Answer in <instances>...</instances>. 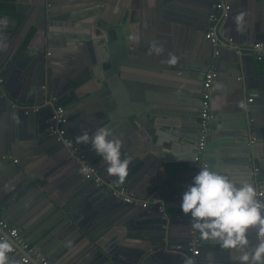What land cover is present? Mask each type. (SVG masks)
<instances>
[{
  "label": "water",
  "instance_id": "95a60500",
  "mask_svg": "<svg viewBox=\"0 0 264 264\" xmlns=\"http://www.w3.org/2000/svg\"><path fill=\"white\" fill-rule=\"evenodd\" d=\"M89 1L90 5L83 4ZM220 1L232 2L231 9L225 21L212 24L215 28L220 24L223 29L234 27L237 39L235 35L229 36L232 33L230 31L220 33L216 30L218 44L213 46L209 38L203 40L206 35L203 25H209L211 5ZM242 3L244 0H133V9L129 11L128 5L121 0H63L60 2L61 5L64 4L61 6L62 11L47 6L42 8V20L29 23L30 19L25 18L14 32V27H7L10 32L5 36L8 37V42L10 39L12 41L9 43L10 47L0 45V134L4 135L0 139L15 142L20 135L19 120L28 113H37L38 105L44 104L51 113L54 102L49 99V95L44 98V92L47 91L56 96L59 102L65 103L71 101L73 92L77 98L74 106L77 111H69L64 126H69L75 138L72 139L83 145L77 138L85 132L91 137L98 128L109 127L104 124L112 119L115 108L111 111V106L100 95L85 98L72 81L80 82L81 76L76 75L83 71L88 76L102 78L101 70L110 67L113 73L123 79L125 87V91L122 89L118 93L110 91V98L116 100L117 106L131 105L135 109L142 106L141 103L144 105L146 89L168 95L164 98L179 95L184 99L173 96L174 101L182 100V105L187 107L176 109L177 113H169L177 120L174 124L181 121V128H184L182 135L194 145L193 159L187 160L186 166L174 162L164 163L165 166L162 164L164 177L152 181L147 191L150 196L163 199L164 202L167 197L174 195L181 200L184 191L192 183V178L199 172L194 156L200 129V96L203 76L211 67L215 69L216 78L210 101L212 117L209 119V129L220 122L222 110H231L242 122L243 129L236 136L238 140L248 142L249 137L244 133L249 127V136L254 134L255 140L251 144L252 149H256L264 141V69L256 73L254 56L241 53L245 49L244 43L264 40V8H260V13H256L257 10L250 14L244 10L237 12L238 8L243 7ZM128 22L137 23V30L132 31L133 34L126 28ZM114 23V34L109 36L113 37L108 43L109 50L106 47L101 50L107 57L110 55V64L109 58L106 64H100L99 59L89 57V48L96 49V42L106 36V31ZM119 27L121 28L117 29ZM227 37H231L232 41L228 42ZM62 42L65 47H58ZM157 47L160 48L158 53ZM172 57H175L174 62H170ZM106 78L102 79L107 80ZM13 82L23 92L27 88L37 91L38 99L26 102L17 97L15 90L11 89ZM250 94L254 96L253 103L247 100ZM152 98L154 97L148 99L153 101ZM24 103L30 104L25 106ZM35 107L38 109L35 110ZM26 108L29 111L26 112ZM160 110L153 103L150 116L152 113L159 114ZM179 110H184L185 113H180ZM139 115L142 120L143 115ZM135 118L139 120V117ZM48 125L49 123L38 126V138L48 134L53 137L48 131ZM131 127L133 129V124ZM177 132L179 130L174 133ZM55 143L64 147L63 151L68 153V146L62 142ZM208 143L209 137L206 147ZM124 151L128 150L121 149V158L125 156ZM130 156L133 157L132 162L142 163L140 171L152 161L151 155L138 153L137 156ZM52 159L54 162L59 160L56 157ZM75 159L74 157L73 161ZM101 160V164L107 166L103 157ZM204 160L209 167L206 157ZM259 168L260 175L264 178V161L260 162ZM2 171H6L12 181L18 183L0 196V208L6 211L8 220L17 223L30 242L42 249L46 255L44 256L56 264H186L190 258L188 242L191 219L185 214L169 213L165 203L162 206L156 201L151 212L137 214L136 211L129 216L128 211L122 210L126 207V202L109 192L98 191L93 182L91 184L96 190H89L79 174L76 181L71 178L70 183L68 181L71 179H62L58 184L68 187L69 197L66 199L82 197L87 200L88 212L79 217L73 209L74 201L61 204L55 202L49 194L22 192L24 187L31 192L39 189L38 183L28 174L23 164L7 169L3 166L0 174ZM80 171L82 175L86 174L82 166ZM43 178L47 186L50 183L49 177ZM52 202L56 203L53 204L54 207ZM182 215L186 216L187 221L181 223L178 230L181 239L178 244H172L170 237L174 219ZM0 232L13 243L12 238L1 227ZM75 235L90 244V250L85 252V256L81 257L74 252ZM108 236L114 244L112 251L104 246ZM247 236V250L251 251L258 242L256 229H249ZM240 254L237 250L222 249L215 241L202 238L196 260L197 264H239ZM6 255V264L21 263L17 257L8 255V252Z\"/></svg>",
  "mask_w": 264,
  "mask_h": 264
},
{
  "label": "crops",
  "instance_id": "0c3cea01",
  "mask_svg": "<svg viewBox=\"0 0 264 264\" xmlns=\"http://www.w3.org/2000/svg\"><path fill=\"white\" fill-rule=\"evenodd\" d=\"M61 1L63 0H15V6H16L15 17H0V21L3 20L7 21L6 24L0 23V45H2L5 48V46H9V43L12 41V39H10V41L8 42L9 39L8 37L5 36L6 34H8V32H10V30L7 29V27H14L12 30L14 32L17 30L19 26H21V23L25 18L30 19L29 23H32L33 21L42 20L43 18L41 13L42 8H46L47 6H51V7L53 6L52 8L53 10L59 9L62 11L61 6L64 4L61 5L60 4ZM121 1L124 4L128 5L129 11H132L133 0H121ZM90 3L91 2L89 1L83 4L90 5ZM227 3L230 4V9H231L232 2L228 1ZM109 6L112 7L114 5H109ZM242 6L243 7H241V9L240 8L237 9V12L244 10L245 13L248 12L250 14L254 10H257L256 13H260L261 10L260 8L262 7L264 8V0H247V3H245L244 0ZM115 24L116 23L112 24L113 27H111V29H109L108 32L106 31V36L103 39H101V41L96 42L97 43V45L95 44L96 49L91 47H90L91 49L89 48V53H88L89 57L91 59L95 58V60L99 59L100 64L101 63L106 64V62H108V58L110 55L107 57L106 53L102 51H103V47L104 48L106 47V50H109L108 43L109 41L113 40V37L109 38V36H112L114 34V30H115L114 27L116 26ZM203 27H205V30L207 31L209 25L207 23H204ZM120 28L121 27L117 29ZM126 28H128V32L130 34H133L132 31L134 32V30H137V23L128 22L126 24ZM233 28L234 27H230L228 29H222V33H227L230 31V33L232 32L233 34L231 33V35L229 36L233 37L235 35L234 37L237 39L236 31L233 30ZM203 38H204L203 40L205 41V39L207 38L206 35L203 36ZM247 44L244 43L245 47ZM59 46L60 48L65 47L64 42L58 44V47ZM110 60L111 58H109V64H110ZM35 69L36 66L33 67L34 72ZM262 69H264V60L258 61L254 58L255 72L257 73ZM101 73H102V78L106 76L107 80H103L100 77L98 78L91 75L88 76V73L83 71L81 72V74L79 73L76 75V76H81V81L80 82L72 81V83L74 84V87L77 89V91L81 92V94H83L85 98L86 97L91 98L100 95V97L102 96L103 99L107 102V104L111 106V111H113L115 108V112L114 111L112 112V119L106 122L104 126L109 125L108 128L112 130L114 137L118 138L122 142L121 149L128 150V151H124L125 156L122 158V159L127 158L130 161L128 166L127 176L123 181H120L115 176L109 174L107 172V166L105 164L104 165L101 164L102 156L98 155L93 150L90 141L88 143L83 142V145H80V143L75 142L73 140L74 143L79 145L82 152L85 154L86 163L95 166L102 173L105 182L125 184L128 187L130 193L133 194L135 197L148 201L146 207H142L140 204L137 203H127L126 207H124L122 210L124 212L128 211L127 214H130L129 216H131L133 212L135 213L136 211H138L137 214L141 212H147V213L151 212V209L154 206V202L156 201H158V203H160L162 206L165 203L164 206H166V210L169 213H178L179 215L184 214L179 207V204L181 202L179 196L174 195L172 197H167L164 202L163 199H157L150 196L147 191L152 181L164 177V174L162 172V166L164 165V163L174 162L177 163L178 165L186 166L188 163L187 160L192 161L193 159L194 145L190 143V141L186 140L187 138L182 135L183 132L182 130H184V128H181V121H179L180 125L174 124L177 123V120L173 119L169 113V111H173L174 113H177L176 109H185L184 107L187 106L182 105L184 103L182 100H178V101L173 100L174 97H179V95L172 94L174 97L172 96V98H164V96L166 95L165 93L154 92L148 89L145 90L147 94L144 95V98L146 97V101L144 102V105L143 103H141L140 105L142 106H139L138 108L135 109H133L131 105L129 106L122 104L121 106H117L116 100L110 98L111 97L110 91L111 90L115 92L117 91V93L122 89L125 91V87L122 83L123 79L119 75H117V73H113L110 70V67L109 69L107 68L104 71L101 70ZM45 85L46 82L43 86L44 90L46 88ZM11 89L15 90V94L17 95V97L21 98L26 102L33 101L34 99H38L36 97L37 91L30 90V88L29 89L27 88L23 92L20 86L16 82L12 83ZM40 90H43L42 87H40ZM56 90L59 91L58 88H56ZM48 95L50 94L47 93V91L44 92V98L47 97ZM68 95H70V93ZM152 96L154 97L152 98L153 101H150L148 98ZM167 96L168 95H166V97ZM248 98H254V96L250 94L247 96V100ZM179 99H183V98L179 97ZM76 100L77 98L75 94L72 92V98L70 102L67 103L60 102L65 106L67 117L69 115V111L72 110L77 111V109L74 108L75 103H77ZM250 102L253 103L254 99H252V101ZM153 103H156L159 106V108L161 109L160 110L161 114L152 113L150 116V108L151 105H153ZM28 104L30 103L27 104L24 103L25 106ZM38 106H39V110H37L38 111L37 113L35 114L28 113L26 115H23L25 117L19 120L20 135L17 137L18 139L15 142H12L6 138L0 139V170L3 168V166L6 167L7 169V168H14V165H19L20 163L23 164V166L26 167L28 174H30L31 177H34L35 181L38 183L39 189L36 190L35 192H31L27 187H24L22 192H26V193L30 192L37 195L40 193H44L47 196L49 194L50 197L53 198L55 202H61V204H64L65 202L74 201L75 203V206H73L74 212L79 217H82L86 215L88 212L89 206L87 200L82 197H78L73 200L66 199L69 197L68 195L69 192L67 190L68 187L64 185L58 186V184L61 182L62 179L63 181H67L71 178H74V180L76 181L79 179V174H81L80 176L83 178V181L86 183L85 186H88L89 190H93L94 188L93 185L91 184L93 181L89 180L91 178L87 177L86 174L82 175V173H80L81 162H79V160L77 159L73 161L74 157L70 150L68 151V153H65L63 151L64 147L57 146L55 142H60V141H57L54 135L53 137H51V134L45 135V137L40 135L39 138L37 137L38 126L40 124L45 125L46 123L47 124L50 123L49 109L46 106H44V104H40ZM179 112L185 113L184 110H179ZM221 112L222 113L220 114L221 115L220 122L216 123V126H213V128L209 129V133H208L209 143L208 146L206 147L207 151L205 152L204 157H206L209 163V168H211V170L220 171L221 173L225 175H229L230 178H233L237 181H246L248 183L253 184L251 178V168L253 167V165L260 166V162L264 161V141L260 142V144H258L259 146L256 147V149H252L251 144H254L255 140H254V134H251V136H249V130H250L249 127L244 133L246 136L249 137L248 142L245 143L238 140L239 138H236V136H238V132L240 131V129H243L240 118H238L237 114L231 110L229 111L222 110ZM139 114L143 115L142 120H140ZM136 116L139 117V120L135 118ZM134 118L136 119V121L133 120ZM131 124H133V129L131 127ZM48 129L46 128V131ZM64 130H65V135L67 137L75 139L74 134L69 126H64ZM178 130L179 132L174 133L175 131ZM48 131L50 132V130ZM0 136L2 137L4 135L0 134ZM239 136H241V133L239 134ZM251 138L253 139V142H250ZM248 149L250 150L248 151ZM138 153L152 156V161L150 162V164L147 165L145 168H143L141 171L139 170V168L143 167L142 163L139 162L136 164L132 162L133 160L131 159L133 157L131 158L130 156L131 154L137 156ZM66 154H68V157L66 156ZM55 157L58 158L59 160L54 162L53 159L51 160V158H55ZM53 164L55 165V167ZM136 171L137 174H135ZM0 175H1L0 176V196H1L6 191L11 190V188L16 183H18V181H12L10 176L6 174V171H2ZM43 176L49 177L50 183L48 182L49 183L47 185L48 187L45 184L46 181L43 178ZM54 178H58V179L56 180ZM71 181L72 179L68 182L71 183ZM95 188H97L98 191H106L102 187L100 188L95 186ZM53 204L56 203L52 202V206L54 207ZM71 206L72 205L70 204L69 207ZM0 214L6 217L8 220L6 211L3 210L2 208H0ZM8 221L10 222L11 220ZM185 221H187V218L186 216L183 215L178 216L174 219L175 223L173 225V233L170 237V239L172 240L171 241L172 244H176V243L178 244L179 239H181L178 230L181 227V223ZM10 223L16 226L21 231L23 236L28 240V242L31 243L28 236H26L23 229L20 228V226L17 223H12V221ZM110 231L112 232V230ZM111 232H109L108 234L110 235ZM74 238H75V247H76L74 252L78 253L81 257L85 256L86 255L85 252L90 250V244L87 241L82 240L77 235H75ZM210 241L213 240L210 239ZM32 245L35 246L43 256L45 255V252L42 249H39L38 246H36V244L33 243ZM113 245L114 244L112 242V239L110 238V236H108L105 240L104 246H106L109 250L112 251V249L114 248ZM198 253H200V250ZM49 260L52 262V264H56L55 261L51 259Z\"/></svg>",
  "mask_w": 264,
  "mask_h": 264
},
{
  "label": "clouds",
  "instance_id": "9594fccd",
  "mask_svg": "<svg viewBox=\"0 0 264 264\" xmlns=\"http://www.w3.org/2000/svg\"><path fill=\"white\" fill-rule=\"evenodd\" d=\"M174 60L172 57L170 62ZM77 139L90 141L93 150L106 162L107 172L120 181L125 179L130 161L121 158L122 142L110 128L100 127L91 137L85 132ZM179 207L203 239L215 241L222 249L239 251V264H264V198L253 184L237 181L207 166L200 167L184 191ZM251 228L256 229L258 242L248 251L247 233ZM11 248L7 239L0 241V264H6V253ZM186 264H192L191 260Z\"/></svg>",
  "mask_w": 264,
  "mask_h": 264
},
{
  "label": "built area",
  "instance_id": "2783aa9c",
  "mask_svg": "<svg viewBox=\"0 0 264 264\" xmlns=\"http://www.w3.org/2000/svg\"><path fill=\"white\" fill-rule=\"evenodd\" d=\"M230 10V4L224 1H220L211 5V11L208 15L209 27L206 31V37L210 39L213 46L218 44L216 38V30L222 32V24L217 28L212 23L223 22L228 16ZM228 42L232 41L231 37H227ZM245 47V46H244ZM241 53L252 54L258 61L264 60V40H256L246 45L245 49ZM216 72L214 68L209 69L203 76L202 88L200 96V129L196 148V154L194 161L197 163L199 170L200 167L207 166L204 160L206 152V141L209 133V119L212 117L210 113V101L212 98L214 82ZM49 99L54 102V107L50 113V123L48 128L50 132L55 136L57 141L64 143L69 147L73 157L79 162L86 176L91 178L96 187H102L109 192L115 198L124 201L126 203H137L142 207H146L148 204L147 200L139 199L130 193L128 187L122 183L105 182L102 173L93 165L87 164L85 154L82 152L79 145L75 144L73 139L65 135L64 125L67 123L68 117L66 114L65 106L60 103L56 96L49 95ZM248 101H252V98H248ZM30 108V107H29ZM26 108V112L29 111ZM35 110L38 108L35 107ZM253 142V139H250ZM251 178L253 186L256 187L257 191L262 194L264 198V179L260 175L259 166L253 165L251 168ZM0 227L12 238V248L8 252V255L17 257L22 264H52V262L43 256L41 252L33 246L23 236L21 231L14 225H12L6 217L0 214ZM258 238V235H257ZM6 239L4 235L0 234V240ZM189 253L192 264H197L196 255L198 254L201 245L202 237L199 232L192 227L190 228V239L188 242Z\"/></svg>",
  "mask_w": 264,
  "mask_h": 264
},
{
  "label": "trees",
  "instance_id": "16d2710c",
  "mask_svg": "<svg viewBox=\"0 0 264 264\" xmlns=\"http://www.w3.org/2000/svg\"><path fill=\"white\" fill-rule=\"evenodd\" d=\"M15 0H0V17H15Z\"/></svg>",
  "mask_w": 264,
  "mask_h": 264
}]
</instances>
